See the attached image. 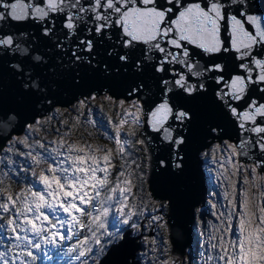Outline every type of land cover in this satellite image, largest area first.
<instances>
[{"label": "snow or ice", "instance_id": "1", "mask_svg": "<svg viewBox=\"0 0 264 264\" xmlns=\"http://www.w3.org/2000/svg\"><path fill=\"white\" fill-rule=\"evenodd\" d=\"M0 264H264V0H0Z\"/></svg>", "mask_w": 264, "mask_h": 264}, {"label": "water", "instance_id": "2", "mask_svg": "<svg viewBox=\"0 0 264 264\" xmlns=\"http://www.w3.org/2000/svg\"><path fill=\"white\" fill-rule=\"evenodd\" d=\"M95 93L98 97L105 95L103 89H96ZM83 96H78L75 100H72L69 97H64L62 107L68 109L74 103H76L79 99H83ZM123 98V97H119ZM60 106V105H58ZM22 134V133H21ZM227 138V137H225ZM222 141H213L211 139L205 140L203 145L201 146V151L207 150L214 143H221ZM148 163L146 158V164ZM202 160L200 157H197V161L195 159L191 162V172L188 178V186L193 196H196L194 201L190 204L185 205L183 208L178 211L168 210L165 212V221L167 224L166 236L170 241H174L173 244V252L177 257L186 254L188 249V245H192L194 238V231L192 226L195 223V209L201 207L203 209L206 208L205 204V194L207 191V185L204 178V173L201 168ZM199 172L203 174V179L200 182ZM146 190L148 192L152 191L151 185H146ZM154 195H157L154 193ZM151 235L150 233H147ZM137 244L140 245V240L137 241Z\"/></svg>", "mask_w": 264, "mask_h": 264}, {"label": "rangeland", "instance_id": "3", "mask_svg": "<svg viewBox=\"0 0 264 264\" xmlns=\"http://www.w3.org/2000/svg\"><path fill=\"white\" fill-rule=\"evenodd\" d=\"M104 96H100L97 100L95 101H89V107H92L93 105L95 106L96 110H97V118L99 119L100 118V115H99V110L101 108V106H103V112L104 113H111V109H112V105L110 102L106 101L104 99ZM77 103V102H76ZM74 103L72 106H70L68 109L69 110H74V105L76 104ZM67 114V113H66ZM60 117L57 116V120H59ZM89 131H91V129H89ZM86 139L88 138L87 136L85 137ZM91 142H94V143H100V144H103V143H106L105 140L103 139H99V140H95V141H91ZM223 143V141L221 142ZM215 144V143H214ZM213 145V144H212ZM212 145L207 149V150H204V151H210ZM201 159V158H200ZM202 160V165H201V168L203 170V173H204V178H205V181H206V185H207V191H206V194H205V204H206V208L207 206L209 205V202H210V198H209V193L212 191V189L215 187V181L214 180H210L209 179V175L210 173L208 172V169L212 168L213 165L211 163V159L209 158L207 164L205 163V161L203 159ZM145 161V162H144ZM143 162L146 164V158H143ZM146 188V186H145ZM147 189V188H146ZM147 191V190H146ZM197 209H201L203 210V208L199 207ZM197 209H195L194 213H195V223L194 225L192 226L193 228V231H194V238H193V243H192V246H195L196 244V239H197V232H198V229H199V216L202 215V213H198L197 212ZM205 220H207V216H205ZM151 235H157V232L154 230L151 232ZM164 235L166 236V231L164 229H159V236L160 237H164ZM143 244V241L141 240L140 241V245ZM188 251V249H187ZM186 251V253H187Z\"/></svg>", "mask_w": 264, "mask_h": 264}, {"label": "trees", "instance_id": "4", "mask_svg": "<svg viewBox=\"0 0 264 264\" xmlns=\"http://www.w3.org/2000/svg\"><path fill=\"white\" fill-rule=\"evenodd\" d=\"M65 115H67V114H65ZM55 125H56V121H53V127H55ZM145 162V161H144ZM119 163V162H118ZM163 237V236H162ZM164 237H165V235H164ZM141 241V240H140Z\"/></svg>", "mask_w": 264, "mask_h": 264}]
</instances>
